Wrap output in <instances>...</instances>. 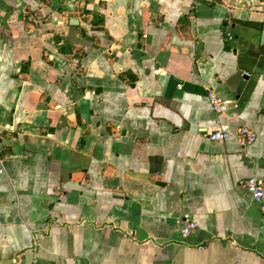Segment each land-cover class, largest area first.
Returning a JSON list of instances; mask_svg holds the SVG:
<instances>
[{"label": "crops", "instance_id": "0c3cea01", "mask_svg": "<svg viewBox=\"0 0 264 264\" xmlns=\"http://www.w3.org/2000/svg\"><path fill=\"white\" fill-rule=\"evenodd\" d=\"M251 176L264 0H0V264H264Z\"/></svg>", "mask_w": 264, "mask_h": 264}, {"label": "built area", "instance_id": "2783aa9c", "mask_svg": "<svg viewBox=\"0 0 264 264\" xmlns=\"http://www.w3.org/2000/svg\"><path fill=\"white\" fill-rule=\"evenodd\" d=\"M208 97L212 108L218 113H227L232 107L238 104L237 100L220 97L214 89L208 90ZM233 134L234 131L230 125L220 124L208 135V137L211 140L219 141L228 139ZM235 135L244 146L253 144L257 137L255 130L246 125L238 127L235 131ZM243 185L250 191L255 200L264 205V176H251L245 179ZM181 222V235L183 238L188 237L198 226L197 222L189 214H184Z\"/></svg>", "mask_w": 264, "mask_h": 264}]
</instances>
